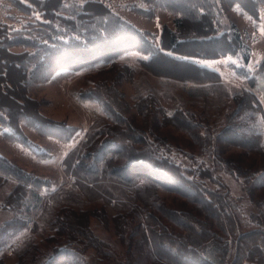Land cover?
Instances as JSON below:
<instances>
[{
  "label": "trees",
  "instance_id": "trees-1",
  "mask_svg": "<svg viewBox=\"0 0 264 264\" xmlns=\"http://www.w3.org/2000/svg\"><path fill=\"white\" fill-rule=\"evenodd\" d=\"M31 2L42 11L46 20L44 29L38 30L37 35L24 32L25 36H18V33L9 31L7 26H0V133L7 140L35 152L38 145L23 131V122L42 134L57 129L65 130L66 133L69 128L62 123L46 121L37 109L32 112L26 109L30 102L35 103L25 92L30 81L46 80L51 72L68 67L75 61V57L82 54L88 56L86 60L91 63L98 49L104 51L99 56L101 61H116L123 44H128L147 56L138 59L139 65L157 75L193 82V87L221 82L220 73L204 67L200 61L239 55L243 66L250 61V49L244 43L238 28L235 25L225 27L221 22V2H225L228 7L242 10L260 23L261 4L264 0H151L175 15V29L164 26L157 40H154L152 34L138 29L100 1L71 3L72 5H67L65 0ZM17 3L22 11L29 9L26 4L19 1ZM140 12L148 13L145 10ZM120 39L126 40L121 42ZM17 46H22L25 50H11ZM243 66L240 70H244ZM259 73H264V61ZM250 74H246L247 78ZM251 84L254 85V80ZM22 90L24 94L20 95ZM231 92L239 113L247 110L244 107L250 105L247 99H251L253 108L259 112L262 120L259 124H250L247 119L234 118V123L225 127L218 139L253 153L264 154V112L261 102L246 88L231 87ZM88 93L91 99H95L105 108L112 120L115 119V125L123 122L127 124L111 108L113 102L98 93L97 88ZM165 94L166 92L161 94L157 90L139 93L138 111L143 112L142 103L148 102L150 107L158 105V100ZM164 97L169 98L176 107L169 112L166 108L157 106L164 114L163 123L188 131L200 141L201 123L195 122L196 115L193 111L186 110V98L180 95L174 98L168 94ZM243 97L247 101L242 100ZM94 127L87 142L82 144L76 167L88 174L86 177L91 180L92 187H98L99 184V189L105 193L103 199L106 203H116L114 206L119 210L115 219L117 228L122 231H119L121 236L127 232L128 227L132 229L134 240H129V249L123 258L125 261L121 259L117 264H142L139 251L143 246H147L153 264H264V227L258 223L253 227L245 223L242 209L230 196V188L215 176L213 169L199 172L184 169L169 155H165L164 143L151 140L144 131L139 130L138 135L121 142L116 137L122 139V136H126L128 133L126 134L125 128L103 125L102 120ZM126 128L129 129L128 124ZM65 137L66 141L70 138ZM107 148L114 151H108ZM108 153V156H102ZM102 157L101 168L92 164L93 158ZM227 168L237 180L241 175L251 181L258 175L257 172L237 165L229 164ZM105 177L106 182L103 183ZM195 179L208 180L218 188H209L201 180L197 182ZM0 181L13 186L12 191H7V195L0 198L3 204L0 208L3 213L5 209L8 212L1 231L3 234H12L14 227L26 225L27 217L17 215L9 219V213L14 212L11 201L19 199L24 192L29 193L30 189L43 184V181L1 155ZM244 184H238L242 191L246 188ZM160 189L176 192L193 207L189 210L168 207L161 200ZM66 197L71 200L66 202L64 199V204L57 200V207L48 210L49 217L46 222L55 229V235L52 236H61L58 240L63 241L67 252H78H74L75 259L83 252L72 247L74 242L111 256L107 244L92 235L85 215L88 212H80L70 205L73 198H77L75 194L68 193ZM115 200H119L120 205ZM139 214L142 218L138 217ZM37 232V229L32 230L22 244L15 248L19 256L18 264H45L36 245ZM62 236L66 241L60 239ZM53 237H43L42 240H51ZM6 244L1 241L0 248ZM61 251L65 250L56 249L48 259L58 257ZM64 262L78 264L82 260Z\"/></svg>",
  "mask_w": 264,
  "mask_h": 264
},
{
  "label": "rangeland",
  "instance_id": "rangeland-1",
  "mask_svg": "<svg viewBox=\"0 0 264 264\" xmlns=\"http://www.w3.org/2000/svg\"><path fill=\"white\" fill-rule=\"evenodd\" d=\"M18 1L29 6V9L22 11L18 6ZM87 1L92 0H65L67 5L71 3L84 4ZM93 1L103 2L113 12L138 29L152 34L154 40L160 36L164 26L175 29V15L157 6L151 0ZM221 3L223 26L235 25L242 35L244 43L250 49V58L252 54L250 44L252 43L257 58L258 53L264 49V25L262 22L257 23L242 10L228 7L225 2ZM261 9L262 15H264V3L261 4ZM140 10H145L148 13L143 14ZM68 14L67 12V16H69ZM44 22L46 20L42 11L31 0H0V26H7L9 31L18 33V36H25L24 32L37 35L38 30L44 29ZM124 40L126 39L119 41L123 42ZM122 48L118 52V56L116 55V61H101V53L104 51L98 49L96 56L93 55L91 63L86 60L88 56L82 54L75 57V61H72L68 67L51 72L46 80L30 81L27 85L25 92L35 103L30 102L26 109L31 112L37 109L46 121L62 123L69 129L66 133H64L65 130L57 129L42 134L23 122V131L31 141L38 145L35 152L7 140L0 133V155L18 168L43 181V184H38L30 189L29 193L24 192L19 196V199L11 201L10 204L14 212L9 213V219L15 218L17 215L27 217L26 225L14 227L12 234H5V232L3 234L1 231V227L5 225L3 220L7 219L8 212L5 209L3 213L0 208V242L7 243L6 246L0 248V264H18L19 256L16 254L15 248L22 244L34 229L38 231L36 245L45 264H67L64 262L65 260L78 262L80 259L85 264H117L119 260H124L129 249V240H134V236L131 235L132 229L128 227L127 232L121 236L120 232L122 231L117 228L115 219L119 210L114 206L116 203L112 201L106 203L103 199L105 193L99 189V184L98 187H92L91 180L86 177L88 174L76 167L82 144L87 142L89 134L100 120L103 125L112 128H125L126 134L129 135L125 134L126 136H122V139L117 136L116 140L126 142L127 138L138 135L137 131L141 130L147 133L151 140L164 143L165 155H169L176 164L181 165L184 169L194 172L213 169L215 176L230 188L231 195H229L233 202L242 209L246 218L245 223L252 227L258 223L264 227V154L253 153L218 139L221 131L230 123H234V118L236 120L247 119L250 124L261 122V115L253 108L251 99L243 97L242 100H248L250 108L245 106L244 108L247 110H244L243 113L238 112V105L231 97V87H243L254 93L261 102L264 112V93L262 94L263 91H261V87L264 88V86H260L264 83V73H259L262 63L254 72L252 70L255 69L256 59L251 65L248 63L243 66L244 63L240 55L221 58V60H202L203 65L208 68L217 67L216 69L222 73V80L217 83H204L193 87L195 86L193 82L157 75L147 68L141 67L138 59L147 58V56L132 49L128 44H123ZM11 50L22 52L25 49L22 46H17L12 47ZM242 66L244 70H240ZM247 73H251L250 79L247 78ZM253 80L254 85L251 84ZM95 88L98 93L113 102L111 108L117 116L126 120L130 130L126 128L127 124L124 122L118 126L115 125V119L112 120L109 117L105 108L87 95ZM151 90H157L161 94L166 92L168 96L174 98L179 95L186 98L188 101L186 110L193 111L196 115L195 122L201 123L200 141L196 140L194 135L188 131L163 123L164 114L158 107L166 108L169 112L176 107L169 98L164 97L166 94L158 100V105L150 107L148 102L142 103L143 112L138 111L137 104L140 103L138 94ZM23 94L22 90L20 95ZM8 105L10 104L8 103ZM196 133L195 131L194 134ZM65 136L70 137L68 141L65 140ZM107 150L114 151V149L108 148ZM109 154H102V156ZM103 158H93L92 164L101 168ZM229 164L257 172L258 175L251 181H247L245 176L241 175L237 180L234 175L230 174V170L227 168ZM161 176L159 175V177ZM104 179L103 183L106 182V177ZM199 180L209 188H218L216 184L208 180ZM199 180L196 181L201 182ZM240 182L245 183L244 187L246 188L243 191L238 186ZM12 190L13 186L0 181V198L6 196L7 191ZM68 193L75 194L77 197L73 198V202L70 201L73 208L80 212H88L85 215L92 235L107 244L111 256H106L92 247L86 248L79 242H74L72 247L83 252L79 255V259H75L74 252L76 254L78 252L75 250L67 252L66 247H63V241L59 242L58 240L61 236L53 237L55 229L49 227L46 222L49 217L48 210L57 207V200H60L62 204H64V199L66 202L71 200L66 197ZM159 194L161 200L165 201L172 209L189 210L193 207L176 192L160 189ZM25 199H27L26 204L23 205ZM78 200H81L80 203L77 202ZM116 202L117 205H120L119 200ZM0 205H3L1 201ZM59 206L58 208H61ZM151 210L158 215L153 208ZM138 217L142 218L140 214ZM47 236L53 238L43 241L42 238H47ZM60 239L66 241L65 237ZM62 248L65 251H61L58 257L48 259L56 249ZM138 249L140 250L139 247ZM148 252L147 246H143L139 251L142 264H153V259ZM43 256L45 257L43 258ZM82 263L78 262V264ZM245 264L254 263L246 262Z\"/></svg>",
  "mask_w": 264,
  "mask_h": 264
},
{
  "label": "crops",
  "instance_id": "crops-1",
  "mask_svg": "<svg viewBox=\"0 0 264 264\" xmlns=\"http://www.w3.org/2000/svg\"><path fill=\"white\" fill-rule=\"evenodd\" d=\"M238 9V8H237ZM261 22H262V25H264V15H262V20H261ZM250 47H251V49H252V54H251V58H250V65L252 64V63H254V60L256 59V64H255V69H253L252 71H256L257 70V68L260 66V64L262 63V60L264 59V49L263 50H261L259 53H258V55H257V58H256V55H255V48H254V45H253V43L252 44H250ZM223 59V58H222ZM217 60H221V59H217ZM200 64L201 65H203V63L200 61ZM204 67H206L205 65H203ZM208 68V67H207ZM217 68V67H216ZM216 68H213V70H215V71H217L218 73H220V75L222 76V73L221 72H219L218 70L219 69H216ZM210 69H212V68H210ZM248 79H250V78H248ZM260 86H264V83H262ZM261 91H263L262 92V94L264 93V88H262L261 87Z\"/></svg>",
  "mask_w": 264,
  "mask_h": 264
}]
</instances>
